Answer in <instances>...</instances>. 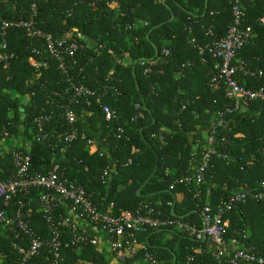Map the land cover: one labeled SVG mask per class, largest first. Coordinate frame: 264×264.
<instances>
[{
	"label": "trees",
	"instance_id": "obj_1",
	"mask_svg": "<svg viewBox=\"0 0 264 264\" xmlns=\"http://www.w3.org/2000/svg\"><path fill=\"white\" fill-rule=\"evenodd\" d=\"M205 3L206 0H124L119 14L104 9L91 12L80 4L70 16L62 10L74 5L72 0L38 3V18L46 31L61 32L76 27L102 45L97 52L83 50L90 58L88 64L85 57L79 60L85 67V83H109L120 91L117 96H111L109 91L101 100L116 111L115 120L106 121L95 104L93 114L75 124L108 152L102 156L90 153L84 148V141L78 139L64 155H59L60 162L68 166V175L93 192L95 202L104 198L103 203H113L117 211L134 210L140 202L151 203L162 219L201 226L199 208L206 204L214 208L232 191L264 182V153L258 152L264 146V100L234 109V101L223 90L208 85L215 62L212 44L225 36L232 23V12L230 0H207V6ZM244 4V25L252 27L253 37L237 51L233 64L246 63L256 73L261 71V75L246 78L245 82L242 77L240 83L245 87H264V0H245ZM20 35L14 31L9 38L18 57L10 66L0 63V124H6L11 132L24 134L26 130L18 126L22 117L26 125L30 124L32 117L47 113L53 106L51 125L68 129L52 104V100L58 99L53 92L64 87L65 75L56 69L42 70L39 80H32L33 68L23 48L26 38ZM191 37H195L198 45H207L204 54L189 43ZM163 49L169 53L163 54ZM41 58L52 62L51 58ZM125 58H129L128 63H124ZM141 61L145 64L141 65ZM151 61L156 62L150 64ZM56 80L64 82L57 86ZM17 97H22V101H17ZM136 103L138 109L134 107ZM221 114L225 127H216L214 146L227 158L213 157L200 194L195 196V184L186 186L179 180L191 172L190 162L202 154L205 132L216 126ZM117 126L125 129L130 140H119L113 153L103 138L112 144ZM30 154V171L46 172L52 160L48 144L32 139ZM114 155L119 159L117 173L106 184L99 179L98 172ZM84 165H88L87 171ZM12 172L7 157L0 166V179ZM223 217L229 220L227 237L236 238L248 250L264 252V199L249 198ZM35 227L45 232L42 220L38 219ZM149 234L151 250L160 264H226L211 255L206 240L197 242L170 227L150 229ZM198 245L200 251L191 249ZM0 250L7 254L1 264H16L12 237L1 230ZM90 254L67 252L64 264H74L81 257L90 258L94 264H110L104 256L95 258ZM32 261L46 264L44 256Z\"/></svg>",
	"mask_w": 264,
	"mask_h": 264
},
{
	"label": "built area",
	"instance_id": "obj_2",
	"mask_svg": "<svg viewBox=\"0 0 264 264\" xmlns=\"http://www.w3.org/2000/svg\"><path fill=\"white\" fill-rule=\"evenodd\" d=\"M40 1L0 0V63L10 66L18 57V51L10 46L9 38L12 32L19 31L20 36L26 38L23 48L28 53V62L33 68L32 80L38 81L45 70L56 69L65 75V82H54L57 86L64 82V87L58 92H53L58 99L52 100V104L58 108V115L68 129H58L56 124L51 125L55 115L53 106L47 113L32 117L30 124L26 125L22 117L18 126L26 130L24 134L11 132L6 124H0V166L6 163L8 157L13 167L10 175L0 179V230L5 236L12 237L17 256L16 264H36L32 259L41 256H44L46 264H64L67 252L80 255L91 253L90 256L95 255V258L104 256L110 264H160L151 250L149 230H159L163 227L183 232L197 242L206 240L211 255L219 262L264 264V252L248 250L236 238L227 237L229 220L223 217L227 211L245 203L249 198L264 199L263 181L257 186L232 191L227 197L221 198L214 208L208 204L199 208L201 226H197L195 223L177 219H162L160 211L151 203L140 202L134 210L117 211L113 203L105 205L104 198L95 202L93 192H88L75 178L68 175V166L60 162L59 155H64L72 142L83 140L85 149L90 153H99L100 156L108 152L101 147L100 142L91 138L87 131L75 127V124L81 122L84 116L90 117L93 114L92 106L95 104L106 121L115 120L116 111L101 100L109 91L111 96L120 95V91L109 83H85V67L80 62L82 57L87 58L83 50L91 49L97 52L102 45L76 27L61 32L43 29L42 20L38 18ZM72 1L74 5L62 10L68 16L74 15L75 6L80 4L91 12L104 9L119 14L120 4L124 0ZM244 1L230 0L232 23L225 36L212 44L211 51L215 62L214 71L208 80L212 89L223 90L225 96L234 101V109L254 100H264L263 86L248 88L240 83L242 77L245 82L246 78L254 79L261 75V71L256 73L246 63L233 64L237 51L253 37L252 27L244 25ZM188 41L196 47L199 54H204L207 45H198L195 37L189 38ZM162 53L166 55L169 50L163 49ZM41 57L51 58L52 62ZM89 62L90 58H87L85 64ZM155 62L151 61L150 64ZM144 64L145 62L141 61V65ZM147 71L149 67L145 68V72ZM238 74L242 76L239 77ZM16 99L22 101L23 98ZM134 107L138 109L139 104L136 103ZM217 126L225 127L222 114L217 118L216 126L205 132L202 154L190 162L193 165L191 172L179 180L186 186L194 183L197 187L195 196L200 194V187L205 181V173L211 166L213 157L227 158L226 154L214 146ZM124 130L122 126L115 128V141L110 145L103 138V142L113 153L119 140H130ZM32 139L46 142L50 148L52 160L46 172L30 171ZM221 140L225 141L224 138ZM258 152L264 153V146ZM250 156L255 158L254 154ZM118 160L114 155L113 159L99 170L98 177L103 183H110L112 175L117 173ZM130 162L128 159V163ZM88 169V165H84V170ZM173 185H170V188H173ZM38 219L44 222L45 232L35 227ZM200 248L201 245L191 247L193 251H200ZM89 251L90 253H87ZM6 259L7 254L0 250V264ZM94 263L90 258L81 257L74 264Z\"/></svg>",
	"mask_w": 264,
	"mask_h": 264
},
{
	"label": "water",
	"instance_id": "obj_3",
	"mask_svg": "<svg viewBox=\"0 0 264 264\" xmlns=\"http://www.w3.org/2000/svg\"><path fill=\"white\" fill-rule=\"evenodd\" d=\"M205 6H207V0H206V3H205ZM129 62V59L128 58H125L124 59V63H128ZM137 194L139 195L140 194V189L137 190ZM171 212L173 213L174 212V209L172 208L171 209Z\"/></svg>",
	"mask_w": 264,
	"mask_h": 264
},
{
	"label": "rangeland",
	"instance_id": "obj_4",
	"mask_svg": "<svg viewBox=\"0 0 264 264\" xmlns=\"http://www.w3.org/2000/svg\"><path fill=\"white\" fill-rule=\"evenodd\" d=\"M140 23H142V24H144L145 22H144V20H140ZM197 143V142H196ZM196 147V146H195ZM164 237H168L169 238V236H167V235H165ZM167 238V239H168Z\"/></svg>",
	"mask_w": 264,
	"mask_h": 264
},
{
	"label": "crops",
	"instance_id": "obj_5",
	"mask_svg": "<svg viewBox=\"0 0 264 264\" xmlns=\"http://www.w3.org/2000/svg\"><path fill=\"white\" fill-rule=\"evenodd\" d=\"M179 197V196H178Z\"/></svg>",
	"mask_w": 264,
	"mask_h": 264
}]
</instances>
